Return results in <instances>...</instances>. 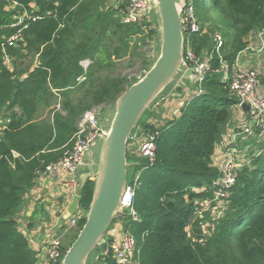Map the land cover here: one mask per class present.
Instances as JSON below:
<instances>
[{
    "label": "trees",
    "instance_id": "trees-1",
    "mask_svg": "<svg viewBox=\"0 0 264 264\" xmlns=\"http://www.w3.org/2000/svg\"><path fill=\"white\" fill-rule=\"evenodd\" d=\"M104 1L0 0V118L4 119L0 128V264H36V252L17 218L24 193L41 170L63 156L83 113L94 105L114 103L136 80L111 75L114 59L123 57L130 38L156 31L123 23L118 15L123 5L106 6ZM13 2L19 7L13 8ZM206 4L216 12L215 23L220 22L224 39L220 52L230 66L246 45L244 37L264 29V0H193L201 21L200 30L189 37L190 46L197 54L210 56L202 93L193 94L178 115L161 125L139 121L137 134L158 130L155 157L152 162L140 158L134 167V172H140L133 201L139 220L127 217L125 223H116L134 236L139 264H264V125L246 140L257 153L239 170L221 214H213L210 207L201 212L202 217L196 214L200 207L196 201L211 198L212 190L202 187L220 174L215 152L231 109L239 102L228 87L219 57L211 54L214 31L204 28ZM23 8L39 18L27 20L21 40L7 46L5 39L17 29L10 27L12 16ZM29 57L35 59L34 65L25 62ZM88 57L92 63L86 79L77 84L83 71L79 62ZM144 65L146 71L151 63ZM104 69L108 74L102 75ZM59 96L63 111L39 116V110L49 108ZM93 187L94 180L88 179L80 192L79 205L85 212ZM84 220L78 219V229ZM105 260L114 264L110 256ZM97 261L101 264L100 258Z\"/></svg>",
    "mask_w": 264,
    "mask_h": 264
},
{
    "label": "built area",
    "instance_id": "built-area-1",
    "mask_svg": "<svg viewBox=\"0 0 264 264\" xmlns=\"http://www.w3.org/2000/svg\"><path fill=\"white\" fill-rule=\"evenodd\" d=\"M120 4L123 6L119 10L118 15L123 23H136L143 28L149 27L148 29L156 27L157 24H155L156 22L152 17V3L150 0H117L115 7H119ZM12 7L16 9L19 5L13 2ZM12 18L13 21L10 23V27L17 29L5 39L4 44L7 46H16L17 42L21 40L23 28L27 27L26 21L38 19L39 15L29 13L26 8H23V10H19L14 14ZM180 22L184 33L183 65L186 69H193L194 80L197 84L194 94H200L202 93L201 84L210 67V56L207 53L197 54L190 46V35L200 30V23L195 14L193 0L182 1ZM245 41V47L237 53L234 63L230 66L222 58V53L220 52L224 43L222 35L219 32L214 35V46L211 54L216 53L219 57L221 70L225 74L228 87L238 98L237 106L245 114L243 113L244 115L230 127L228 141L224 144L218 161L219 176L208 185L202 187V189L210 192L212 190V195L209 199H198L196 201L197 205L200 206L196 212L199 217H202L201 212L206 207H210L214 214L216 205H219L217 202L226 204L224 200L230 194L239 170L248 165L252 157L257 153L254 146L251 143H247L246 140L254 134L256 128L264 125V85L261 80L264 72V29L250 32L249 37ZM248 55H256L258 60L261 57V63L258 62V66L242 63L240 58L242 56L249 57ZM7 60H10V58L5 56V61ZM91 63L92 60L89 57L80 60L79 64L83 71L76 79L77 84L86 79V71ZM164 98L165 96H161L155 101V105L160 104V100ZM243 103L247 104L249 108L246 112L241 107ZM59 106L60 103L56 105L58 109H60ZM109 121L110 117L101 114V112L96 113L93 109L85 111L78 122L77 130L69 140L63 156L58 161L49 163L39 172L38 176L55 177L59 173L65 174L59 180V185L64 191V196L67 197V202H70L72 196L77 193L79 180L76 176V171L89 163L88 153L92 151V146L96 144V141L100 140L106 133ZM157 135V128L138 134L136 132L129 138V141L134 139L138 143V156L152 162L155 157ZM240 138L243 140L242 144L239 140ZM133 176L132 181H127L126 183L119 213L131 217L134 221H138L139 215L133 208V201L135 190L140 184V172H134ZM84 215L85 211L78 202L71 215L67 217L62 215L63 223H67L72 228L76 226L78 219L84 217ZM98 246L100 247V255L97 256V259L100 258L101 264H108L105 260L106 256H110L114 264H139L135 257V238L130 231H122L119 237L111 239L108 234H105ZM64 249L61 237L55 233L46 234L43 238V254L46 264H61L65 252Z\"/></svg>",
    "mask_w": 264,
    "mask_h": 264
},
{
    "label": "water",
    "instance_id": "water-1",
    "mask_svg": "<svg viewBox=\"0 0 264 264\" xmlns=\"http://www.w3.org/2000/svg\"><path fill=\"white\" fill-rule=\"evenodd\" d=\"M182 1L150 0L152 16L155 12L158 23V55L144 74L117 97L106 133L100 139L97 157L90 151L89 163L76 171L79 180L77 193L63 212L64 217L75 210L81 189L88 179L94 180V187L84 223L66 248L61 264L97 262V258L91 259L89 255L106 234L110 223L114 220L125 223L127 220L125 214L119 213L127 183V168L139 164V161L127 160L129 138L139 130L140 119L152 109L151 106L159 97L169 92L173 97L183 94L184 85L178 82L180 78L195 83L193 69H186L183 65L184 33L180 22ZM241 107L245 112L249 109L245 103Z\"/></svg>",
    "mask_w": 264,
    "mask_h": 264
},
{
    "label": "rangeland",
    "instance_id": "rangeland-1",
    "mask_svg": "<svg viewBox=\"0 0 264 264\" xmlns=\"http://www.w3.org/2000/svg\"><path fill=\"white\" fill-rule=\"evenodd\" d=\"M105 2V1H104ZM116 2V0H106L105 2V5L106 6H109V5H114ZM206 8L209 10L208 11V18L207 20L204 22V28L205 30H208L209 27L213 28V33L215 35V33H222V29L218 27V25L220 26V22L217 21L215 23V19L217 18L216 16V12L208 7V4H206ZM153 19L156 21L157 20V17H156V14L154 12V15H153ZM199 21V19H198ZM201 21V20H200ZM199 21V22H200ZM156 27L153 28L154 30H156L151 36L149 35H146V32L144 33H139L138 35H133L130 40L128 41L130 46H129V49L126 50V51H122L123 52V56L124 59H121V60H117V59H114V62H115V65L112 66V69H111V75H116L117 73L121 74L122 76L126 77L127 79H129L131 82L134 80V79H138L140 78L144 72H145V62H150L152 63V61L154 60V58L158 55V51H159V43L157 41V29H158V23L156 21ZM149 27H147V31L150 30L148 29ZM228 31H232V29L230 27H228L227 29ZM145 36V37H144ZM81 35L79 33V35L76 37V38H80ZM249 37V34L247 36L244 37V40H246L247 38ZM109 41V40H108ZM117 42L114 41V44H116ZM120 45V44H119ZM109 50H111V47H109ZM30 60H25L26 63H30L32 61V65H34L36 63L35 59L32 60L31 57H29ZM114 58V57H113ZM257 59V58H256ZM261 63V57H259V60H255L253 61L251 64L252 66H258L259 63ZM6 63H10L11 64V59L10 60H7ZM263 70H264V67H263ZM102 75L104 74H108V70L104 69L102 70ZM263 75L261 76V80H262V83L264 84V72L262 73ZM186 83L190 84V80L186 79ZM192 87V90L195 91L196 90V86L197 84L196 83H192L191 85ZM188 97V99H191L192 98V95L190 94H185L182 98L183 99H186ZM169 98H173V97H169ZM181 98V99H182ZM185 100L183 102V104L188 101ZM62 101H63V98L62 96L60 97H57V98H53L52 100V104L49 108L47 109H43L41 108L39 110V116H42V117H48L50 115V110H59V111H63L62 110ZM58 103H60V109H58L56 107V105H58ZM163 103V100H160V104L156 105V107H154L153 105L151 106V108L154 110L155 108L159 109L161 108L162 109V105L161 104ZM94 112L96 113H100L103 114V115H107L109 117H111L112 113H113V103L111 104H98V105H94L92 106V108ZM152 109L146 111L144 113V115L142 116V118L140 119V123H145L149 120V117L150 115H154V111H152ZM241 109L238 107V106H233V108L231 109V120L233 119H240L241 116H243L244 114L241 113L240 111ZM233 118V119H232ZM3 118H0V128L2 126V123H3ZM236 120H233L232 121V124H234L236 122ZM228 122L229 124H227L223 134H222V137H221V140L219 141L218 143V146H217V149L219 150L220 146H224V144L226 143V141L228 140V133H227V130H228V127H230L231 125V122ZM100 140L98 139L96 141V144L92 146V151H93V154H94V157L96 158L97 157V154H98V150H99V145H100ZM141 157L138 156V143L134 140V139H130L129 141V144L127 145V160L129 162H138L139 159ZM94 169V168H93ZM133 173H134V166H129L127 168V181H132L133 179ZM57 194H58V191H57ZM58 202L60 201V203L63 202V199H58L57 200ZM59 203V205H60ZM219 205H216V208L214 209V214H218L220 213L221 211H223V206L225 204H221V202H217ZM208 207H206L204 209L207 210ZM221 214V213H220ZM206 219V218H204ZM205 221V220H204ZM117 223V220H114L112 223H110V225L108 226V229L106 231V234L113 228V225ZM79 231V229L74 226L72 228L69 227V225L67 223L65 224H62L61 227L59 228L58 232L56 231L55 234L60 236L61 237V240L62 242L66 245V247L68 248L69 246V242L70 240H74V236L75 234H77ZM74 238V239H73ZM100 255V247L99 246H96L91 252H90V255H89V258L91 259H95L97 258V256ZM95 264H98V261L95 263Z\"/></svg>",
    "mask_w": 264,
    "mask_h": 264
},
{
    "label": "crops",
    "instance_id": "crops-1",
    "mask_svg": "<svg viewBox=\"0 0 264 264\" xmlns=\"http://www.w3.org/2000/svg\"><path fill=\"white\" fill-rule=\"evenodd\" d=\"M124 57L125 56L117 60L124 59ZM256 58V55H250L249 57L242 56L240 58V61L242 63L251 64L253 61L257 60ZM178 82L184 85L183 94L179 97H173L170 92L166 95H162L165 96V98L163 99V103H161L163 104L162 109L155 108L154 112H156L157 115H150L147 122H150L153 126L161 125L165 123L169 118L179 114V110L182 107L183 102L188 99V97L186 99H183L182 97L185 94L193 95L194 91L191 88L192 83H186L185 78L179 79ZM153 106L156 107L155 103L153 104ZM233 120L230 121V127L232 126ZM230 127H228L227 133H229ZM239 140L242 144L243 140L241 138ZM219 148L220 149H217L215 152L218 158L223 151V146L221 145ZM64 175V173H59L55 177L37 176L33 187L23 195L24 205L19 211L17 218L19 221V228L29 240L30 247L36 252V264H46L43 254V238L46 236V234L55 233L56 231L58 232L61 225L64 224L62 215L69 204V202H67V197L64 196V191L59 185V180L61 179V177H64ZM61 198L63 199L62 203H60V201H57ZM122 231V225H113V228L108 232V236L115 238L119 237Z\"/></svg>",
    "mask_w": 264,
    "mask_h": 264
}]
</instances>
